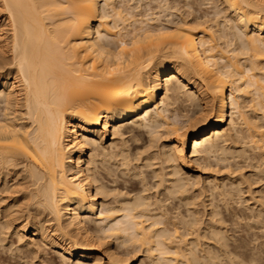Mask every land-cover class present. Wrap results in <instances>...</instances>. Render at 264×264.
<instances>
[{
	"label": "bare ground",
	"instance_id": "obj_1",
	"mask_svg": "<svg viewBox=\"0 0 264 264\" xmlns=\"http://www.w3.org/2000/svg\"><path fill=\"white\" fill-rule=\"evenodd\" d=\"M153 1L0 0V264H264V0Z\"/></svg>",
	"mask_w": 264,
	"mask_h": 264
},
{
	"label": "rangeland",
	"instance_id": "obj_2",
	"mask_svg": "<svg viewBox=\"0 0 264 264\" xmlns=\"http://www.w3.org/2000/svg\"><path fill=\"white\" fill-rule=\"evenodd\" d=\"M158 2V1H157ZM156 2V4L158 5V3ZM153 3H155V0L153 1ZM156 4H152L153 5V7L152 8H154V10H156L157 8V5ZM156 6V7H155ZM157 12H158V10H156ZM188 156H190V153L188 154ZM192 164H193V171L195 172V173H197V174H202V171H201V168L200 167H198L196 164H194L193 162H192ZM192 164H190V168H192ZM197 166V167H196ZM198 168V169H197ZM199 170V171H198ZM202 175H204V174H202ZM56 260H53L54 262V264H61L62 262H61V260L60 259H57V258H55ZM59 262H61V263H59Z\"/></svg>",
	"mask_w": 264,
	"mask_h": 264
}]
</instances>
